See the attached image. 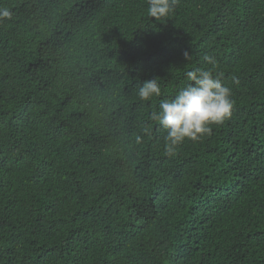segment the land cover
Instances as JSON below:
<instances>
[{"label": "trees", "instance_id": "1", "mask_svg": "<svg viewBox=\"0 0 264 264\" xmlns=\"http://www.w3.org/2000/svg\"><path fill=\"white\" fill-rule=\"evenodd\" d=\"M0 8V264H264V0ZM205 53L232 115L169 155L150 114Z\"/></svg>", "mask_w": 264, "mask_h": 264}, {"label": "clouds", "instance_id": "2", "mask_svg": "<svg viewBox=\"0 0 264 264\" xmlns=\"http://www.w3.org/2000/svg\"><path fill=\"white\" fill-rule=\"evenodd\" d=\"M147 3L149 16L160 20L172 15L180 0H147ZM10 15L8 9L0 8V18ZM184 55L188 59L190 54L185 52ZM201 59L212 67L188 71L186 77L189 83L171 98L161 100L159 109H153L150 114V119L158 122L167 132L164 140L169 155L186 139L197 141L211 135V125L222 124L232 115V88L213 71L217 64L216 57L205 53ZM134 91L140 101H150L161 95V84L158 77L148 79ZM142 131L148 133L147 128ZM142 139V135L136 136L137 143Z\"/></svg>", "mask_w": 264, "mask_h": 264}]
</instances>
